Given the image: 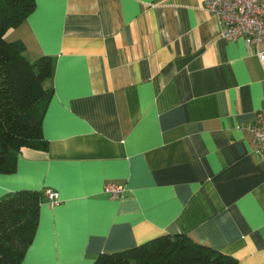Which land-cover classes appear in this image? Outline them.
Wrapping results in <instances>:
<instances>
[{
    "label": "crops",
    "instance_id": "crops-1",
    "mask_svg": "<svg viewBox=\"0 0 264 264\" xmlns=\"http://www.w3.org/2000/svg\"><path fill=\"white\" fill-rule=\"evenodd\" d=\"M34 1L3 38L21 40L28 60L53 59L47 148H20L0 197L51 188L59 201L41 203L20 264H92L174 233L264 264V156L249 130L264 59L254 47L219 38L204 0Z\"/></svg>",
    "mask_w": 264,
    "mask_h": 264
},
{
    "label": "trees",
    "instance_id": "trees-1",
    "mask_svg": "<svg viewBox=\"0 0 264 264\" xmlns=\"http://www.w3.org/2000/svg\"><path fill=\"white\" fill-rule=\"evenodd\" d=\"M34 0H0V173H13L21 147L46 149L42 119L52 96L53 59L24 56L21 40L6 41ZM43 191L19 189L0 197V264H20L39 220ZM92 264H237V260L187 234H162L136 246L99 254Z\"/></svg>",
    "mask_w": 264,
    "mask_h": 264
},
{
    "label": "built area",
    "instance_id": "built-area-1",
    "mask_svg": "<svg viewBox=\"0 0 264 264\" xmlns=\"http://www.w3.org/2000/svg\"><path fill=\"white\" fill-rule=\"evenodd\" d=\"M203 6L219 19V38L226 41L243 40L254 47L257 57L264 59V49L259 48L264 41V0H204ZM249 130L255 152L264 156V103L255 112ZM103 191L110 197H119L124 187L107 183ZM43 195L51 206L59 201L57 191L51 188L44 189Z\"/></svg>",
    "mask_w": 264,
    "mask_h": 264
}]
</instances>
